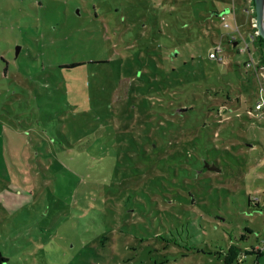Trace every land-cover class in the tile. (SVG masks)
Wrapping results in <instances>:
<instances>
[{"label": "rangeland", "instance_id": "1", "mask_svg": "<svg viewBox=\"0 0 264 264\" xmlns=\"http://www.w3.org/2000/svg\"><path fill=\"white\" fill-rule=\"evenodd\" d=\"M238 1L234 17L232 0H0L5 264H264L261 77L232 37L251 28ZM173 46L177 70L154 72ZM157 92L193 109L163 119ZM147 137L170 159L183 139L182 165L135 154Z\"/></svg>", "mask_w": 264, "mask_h": 264}, {"label": "trees", "instance_id": "2", "mask_svg": "<svg viewBox=\"0 0 264 264\" xmlns=\"http://www.w3.org/2000/svg\"><path fill=\"white\" fill-rule=\"evenodd\" d=\"M252 9H251V11H250V14H251V18H255V10H254V5H253V2H252ZM215 7L213 6V8H212V13H214V12H218L219 10H217L216 8L214 9ZM220 13H222V12H219V15H220ZM198 14V13H197ZM200 17H203V16H201L200 14H198ZM197 15V16H198ZM205 15V14H204ZM223 28H225V26H223ZM226 29V28H225ZM252 30H254V32H251V35H252V41L253 42H255V43H257V44H264V38H262L258 33H257V28H256V26H255V24H254V26L252 27ZM255 31H256V33H255ZM250 35V36H251ZM169 38H170V36H168ZM170 40H171V38H170ZM236 41H239V39H235ZM235 40H233V41H235ZM236 45V44H235ZM175 48H177L178 49V47H175V46H173V47H170V48H168V52H163L162 51V56H160V59L162 60V62H167L168 64H169V69H168V71H167V69L166 68H162V69H160V68H158L159 66H158V64L157 63H155V59L153 58V67H154V72H156V71H160V73H164V74H166V72H172V71H176L177 70V68H176V66H173V65H171L172 63L170 62L173 58H174V53L175 52H177L176 50H175ZM237 48V51L239 50V51H241V48H239V47H236ZM244 51V50H243ZM246 51V50H245ZM244 51V52H245ZM177 56H180L179 54H177ZM190 58L192 59V56H190ZM3 59L6 61V59L3 57ZM208 59H210V60H216L217 61V63H219V64H221V58H211L210 56H209V52H208ZM261 59L262 58H260V61H261ZM249 61V60H248ZM248 61L246 62V61H244L242 64L244 65V66H246V67H251V66H249L247 63H248ZM83 62H72V63H70V64H67V65H64L65 67H75V66H78V65H81ZM5 70H6V68H5ZM251 72L253 73H256V72H258L257 70H255L253 67H252V70H251ZM157 94L159 95V101H161L162 103L160 104V107H159V110H158V115L160 116V117H162L163 119H165V118H168L167 116H165V114H162V112H166V113H171V114H183V112H181V111H178V112H180V113H178V112H176V111H173L171 108H170V104H171V100L172 99H174V97L173 96H171V94L170 93H167V92H161V93H159V92H157ZM260 97V96H259ZM170 100L169 101V103H166V102H164L165 100ZM259 99V98H258ZM182 101H184V103L183 104H180V103H178V105H180V106H184L185 108H186V110H189V111H191L192 109H193V105L191 104L192 103V101H193V96H189V99H186V98H184V99H182ZM258 102V101H257ZM257 102H256V104H257ZM256 104H255V108H256ZM216 107H218V106H216ZM179 108H181V107H179ZM178 108V109H179ZM256 109H258V108H256ZM163 126H166V124H163ZM149 138L147 137V138H145V141H143L142 142V144H145V145H143L142 146V148L140 149V150H136V151H134L135 152V154L138 152V153H140V155H142L144 158H146V159H150L151 160V157H150V155H152V154H154V153H156V165L157 166H159L158 164H159V162H158V160H162L163 161V166H165L167 169L169 168V167H171L173 170H175L176 168H179L181 165H182V151H181V147L182 146H184V141H183V139H181V138H179L177 141H175V142H173V143H170V145H172V144H177V145H179V146H175L174 148H175V150L173 151V152H171L170 154H171V156L173 157L172 159H170L167 155H166V157H163V156H157V153L158 152H160V153H164V147L166 146V145H159L158 143H157V145L156 146H149L150 147V150H148L147 148V144L149 143L147 140H148ZM134 145V144H136V140L135 139H133V141L132 142H130V145ZM151 144V143H150ZM164 144V143H163ZM131 145V146H132ZM169 145V144H168ZM131 148V147H130ZM57 151L59 152L60 151V149H57ZM133 151V150H132ZM51 155H53L54 156V152L53 153H51ZM104 156V155H103ZM197 160L198 162H200L199 161V159H198V157L196 156V154L194 153V156H193V158H190L189 157V159L188 160H190V161H192V160ZM165 161H174V164L173 165H169L168 163H166ZM193 164V163H192ZM192 164H190V165H192ZM158 168V167H157ZM185 170H186V168H185ZM184 177H186V172H184ZM179 183V182H178ZM248 202H250V203H252L251 205L253 206V207H259L260 205V203H259V199L258 198H255V199H251L249 196H248ZM254 250V249H253ZM237 254H238V252H237V247L234 245V244H231V245H229L228 247H227V249H225L224 250V258H223V261L225 262V263H232L237 257ZM8 261V259H7V257H5L4 256V254L1 252V250H0V264H5L6 262Z\"/></svg>", "mask_w": 264, "mask_h": 264}, {"label": "crops", "instance_id": "3", "mask_svg": "<svg viewBox=\"0 0 264 264\" xmlns=\"http://www.w3.org/2000/svg\"><path fill=\"white\" fill-rule=\"evenodd\" d=\"M235 1L232 0V5L230 6L231 13H233L234 17L236 16V12H235L236 9H234V7H235V4H234ZM238 2L243 3L246 6L245 7V11H246V14L248 15V19H249V22L251 23V28H252L253 25H254V19L251 18L250 11H251V9L253 7L252 6L253 0H239ZM234 12H235V14H234ZM237 27H234V30H236ZM251 28L247 29L246 30V33H245V32H243V31L240 30V27H238L237 30H239V34H236L235 36H232V37H237L239 40H242V37L243 36H245L247 34L250 36L251 35V32H254V30H252ZM246 38H247L246 41L248 42V44H247L248 45V50H246L245 53L247 54V56H246L245 59H242L241 62L242 63L244 61L247 62L250 59L257 60L259 62V65L261 66L262 72L264 73V44H257L255 42H253L252 40L248 39V37H246ZM241 46H242V44H241ZM260 58H262L261 61H260ZM257 73H255V74H257ZM252 96L254 97L255 102H254V104H252V107L249 108V110L256 111L257 117L263 118L264 116H262V115L264 114L263 113L264 110H262V109H256L255 108V104L258 101V98L260 96V89L258 90V85H257V91H255L254 94H252ZM263 96H264V93H263Z\"/></svg>", "mask_w": 264, "mask_h": 264}, {"label": "built area", "instance_id": "4", "mask_svg": "<svg viewBox=\"0 0 264 264\" xmlns=\"http://www.w3.org/2000/svg\"><path fill=\"white\" fill-rule=\"evenodd\" d=\"M229 15H231V14L229 13ZM219 16H220L221 20L224 21V26L229 28L230 25L226 24V19H227V17H229L228 14L222 12V13H220ZM255 33H256V31H255ZM249 37H250V40L253 39L252 35ZM247 44H248V42L245 41L244 45L241 46L242 47L241 51L248 50ZM221 51H222V48L220 46H216L215 48H213L212 50L209 51V56L211 58H220L219 53ZM247 64L249 66L253 67L255 70H257L260 77H261L260 97H259L258 102L256 104V108L263 109L264 108V96H263V93H264V73L262 72L261 66L259 65V62L257 60L250 59Z\"/></svg>", "mask_w": 264, "mask_h": 264}, {"label": "water", "instance_id": "5", "mask_svg": "<svg viewBox=\"0 0 264 264\" xmlns=\"http://www.w3.org/2000/svg\"><path fill=\"white\" fill-rule=\"evenodd\" d=\"M254 10H255V26L257 28V33L264 38V0H253ZM236 42L234 43V45ZM20 47L17 45L15 50L18 52ZM186 110L185 107H181L178 111ZM205 167L213 169L209 164H205Z\"/></svg>", "mask_w": 264, "mask_h": 264}]
</instances>
